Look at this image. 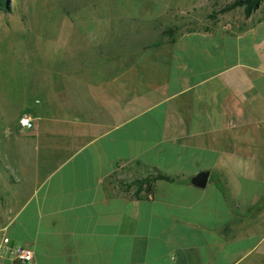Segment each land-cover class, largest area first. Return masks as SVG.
I'll return each mask as SVG.
<instances>
[{
	"label": "crops",
	"instance_id": "1",
	"mask_svg": "<svg viewBox=\"0 0 264 264\" xmlns=\"http://www.w3.org/2000/svg\"><path fill=\"white\" fill-rule=\"evenodd\" d=\"M53 16L33 18L43 42L23 89L2 87L0 242L30 243L36 264H264V223L240 211L264 191V0L173 42L143 40L154 17ZM251 164L258 190L237 167ZM158 172L173 181L135 184Z\"/></svg>",
	"mask_w": 264,
	"mask_h": 264
},
{
	"label": "rangeland",
	"instance_id": "2",
	"mask_svg": "<svg viewBox=\"0 0 264 264\" xmlns=\"http://www.w3.org/2000/svg\"><path fill=\"white\" fill-rule=\"evenodd\" d=\"M233 1L187 0L186 3L184 0H10L9 10H0V99L2 87L10 83L11 79H14L12 83L16 84L15 90L17 89L16 91L19 92L27 81L23 67L27 61L35 59L34 51L43 42L38 35L39 32L34 29V17L40 18V23L43 26L46 24V20L42 19L54 17L53 12L57 11L65 16L64 19L60 17L58 20L61 28H67V22L69 21V27L72 29L86 27L90 13L98 12L100 8L101 11L109 8V10L111 9L114 13L121 14L124 17L129 14L139 15L140 17H154L152 23L148 19L142 20L143 25L147 23L150 27L152 24L153 31L150 29L147 32L143 30V25H140V29L146 32L143 34V40L149 42L158 40L161 31L170 26H176V28L185 26V24L190 27L205 26L210 21L219 19L217 18L219 14L228 11H231L233 16H235V13L244 14L242 7L220 12V9ZM121 8L124 10L121 11ZM211 13L213 17L209 16ZM222 19L224 18L222 17ZM198 23L200 24L195 25ZM10 105H13V103H10ZM6 109H9L8 105ZM237 167L244 170L246 174L250 173L252 185L258 190L260 182L262 184V164L238 165ZM208 187L211 188V182ZM214 195L218 199L219 210H223L218 194L215 192ZM249 202L248 207L240 209V211L245 212L243 219H249L250 223H264L262 220V217L264 219V211H262L264 191L260 196L258 194L251 195ZM232 204L234 206L231 205V212L234 211L236 223H238L242 218V213L239 214L237 200H234ZM248 208L251 209L250 213H248ZM231 212L229 211V213ZM204 215L203 220H210L209 215Z\"/></svg>",
	"mask_w": 264,
	"mask_h": 264
},
{
	"label": "trees",
	"instance_id": "3",
	"mask_svg": "<svg viewBox=\"0 0 264 264\" xmlns=\"http://www.w3.org/2000/svg\"><path fill=\"white\" fill-rule=\"evenodd\" d=\"M262 1L263 0H234L233 2L225 5L222 9H220V12H226L228 10L235 9L237 7H242L245 17H249L253 13V11L256 10L260 6ZM9 8H10V0H0V10L8 11ZM209 16L213 17V14L211 13ZM175 29H176V26H170L164 29V31L162 32V35L168 37L170 42H173L174 35H175ZM160 43L161 41H158L156 42L155 45L160 44ZM159 179H163L169 182L173 181V179L170 176H167L162 173H158L157 175L151 176L149 178L146 177L144 179H139L135 182V184L138 186L145 184L146 190L151 191L155 181ZM250 211L251 209L248 208V213H250Z\"/></svg>",
	"mask_w": 264,
	"mask_h": 264
},
{
	"label": "built area",
	"instance_id": "4",
	"mask_svg": "<svg viewBox=\"0 0 264 264\" xmlns=\"http://www.w3.org/2000/svg\"><path fill=\"white\" fill-rule=\"evenodd\" d=\"M20 124L23 129H29L33 126L28 118L20 119ZM0 256L6 257L17 264H36L35 252L30 243L13 245L7 236L1 239Z\"/></svg>",
	"mask_w": 264,
	"mask_h": 264
},
{
	"label": "water",
	"instance_id": "5",
	"mask_svg": "<svg viewBox=\"0 0 264 264\" xmlns=\"http://www.w3.org/2000/svg\"><path fill=\"white\" fill-rule=\"evenodd\" d=\"M210 171L209 170H202L199 171L196 175H194L190 179V183L196 187L204 188L207 185V181L209 178Z\"/></svg>",
	"mask_w": 264,
	"mask_h": 264
}]
</instances>
